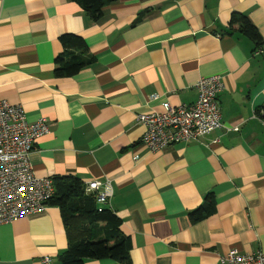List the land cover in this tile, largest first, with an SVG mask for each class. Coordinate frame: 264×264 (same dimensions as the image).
<instances>
[{
	"label": "crops",
	"instance_id": "0c3cea01",
	"mask_svg": "<svg viewBox=\"0 0 264 264\" xmlns=\"http://www.w3.org/2000/svg\"><path fill=\"white\" fill-rule=\"evenodd\" d=\"M232 12L257 28L262 53L229 30ZM64 33L81 36L93 61L57 78ZM216 73L221 120L238 130L145 148L137 113L194 102L197 80ZM0 99L47 121L29 156L36 176L110 181L105 206L130 238L131 264L264 251V0H116L98 21L72 0H0ZM207 193L213 213L191 222ZM66 246L56 206L0 225V264H59Z\"/></svg>",
	"mask_w": 264,
	"mask_h": 264
},
{
	"label": "built area",
	"instance_id": "2783aa9c",
	"mask_svg": "<svg viewBox=\"0 0 264 264\" xmlns=\"http://www.w3.org/2000/svg\"><path fill=\"white\" fill-rule=\"evenodd\" d=\"M263 52L261 46L254 54ZM197 98L189 104H165L160 111L140 112L136 122L144 126L141 144L150 151L174 143L198 140L213 130L226 128L221 120L218 93L224 89L218 73L200 77L195 83ZM238 130V125L227 127ZM49 131L47 121L39 117L28 121L20 105L0 99V225L41 211L54 193L51 177L36 176L29 156L35 140ZM86 193L92 195L98 210L112 195L110 181H86ZM47 262L48 258L44 257ZM229 264H264V251L242 253L230 248L219 257Z\"/></svg>",
	"mask_w": 264,
	"mask_h": 264
},
{
	"label": "trees",
	"instance_id": "16d2710c",
	"mask_svg": "<svg viewBox=\"0 0 264 264\" xmlns=\"http://www.w3.org/2000/svg\"><path fill=\"white\" fill-rule=\"evenodd\" d=\"M93 21H98L103 8L116 0H72ZM229 30L235 29L254 43V49L262 40L257 28L242 13L232 12ZM235 27V28H234ZM61 51L54 58L53 74L57 78L76 75L93 61L84 39L76 34L64 33L58 37ZM54 193L47 205L59 209L67 246L58 255L59 264H84L87 259H110L116 264H131L129 236L120 230V219L108 207L98 210L91 194L84 190L83 182L74 176L53 177ZM214 211V197L207 193L203 203L188 212L191 222L199 221Z\"/></svg>",
	"mask_w": 264,
	"mask_h": 264
}]
</instances>
